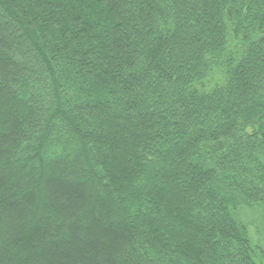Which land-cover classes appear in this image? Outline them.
I'll list each match as a JSON object with an SVG mask.
<instances>
[{"label": "trees", "instance_id": "1", "mask_svg": "<svg viewBox=\"0 0 264 264\" xmlns=\"http://www.w3.org/2000/svg\"><path fill=\"white\" fill-rule=\"evenodd\" d=\"M255 221L264 0H0V264H264Z\"/></svg>", "mask_w": 264, "mask_h": 264}, {"label": "rangeland", "instance_id": "2", "mask_svg": "<svg viewBox=\"0 0 264 264\" xmlns=\"http://www.w3.org/2000/svg\"><path fill=\"white\" fill-rule=\"evenodd\" d=\"M255 221V223H252L250 226V234L252 236V238H254L256 241H261V237H263L264 239V231L260 225V222Z\"/></svg>", "mask_w": 264, "mask_h": 264}]
</instances>
